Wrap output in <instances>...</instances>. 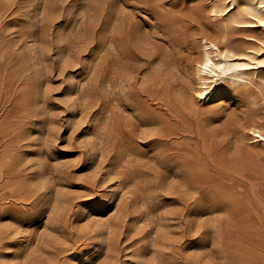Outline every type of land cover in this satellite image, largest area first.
<instances>
[{"label":"rangeland","instance_id":"1","mask_svg":"<svg viewBox=\"0 0 264 264\" xmlns=\"http://www.w3.org/2000/svg\"><path fill=\"white\" fill-rule=\"evenodd\" d=\"M2 1L0 37L7 43L17 42L27 17L12 0ZM115 1L130 18V29L139 25L163 53L166 64L161 67L159 83L139 82L148 70L144 64L117 95L106 85L108 59L100 45L104 17L92 40H70L78 57L76 65L60 66L56 47L51 45L41 85L35 66L21 70L0 59V224L4 229L0 264H16L15 256L41 229L45 210L56 194L64 206L56 231L49 230L45 237L43 259L27 260L26 264H69L82 258L97 236L90 229L79 230L78 213H99L104 197L121 187L125 189V216L111 264H148L150 258H157L156 264H224L223 245L214 239L218 227L224 225L219 197H206L204 190L194 193L185 186L168 192L164 188L163 177L167 183H175L170 177L177 160L173 154L185 156L187 144L201 143L200 131L209 144L203 157L213 183L222 186L226 167L236 162L242 176L233 174L240 178L231 180L233 187L264 205V150L257 147L259 155L248 160L238 154L245 147L246 117L254 116L264 127L260 102L222 97L218 110L217 104L198 106L195 113L186 114L172 99L170 72L186 69V64L199 57L198 35L215 34L212 24L217 21L208 17V0ZM78 2L61 4L64 13ZM54 22L53 32L62 18ZM226 32L234 47L244 45L249 33L234 24H228ZM50 36L54 41L56 34ZM128 39L132 63L148 61L132 48L130 36ZM95 62H103V66ZM75 78L85 82V91L73 92L70 83ZM188 79L193 83L191 75ZM24 89L29 91V102L26 109H20ZM107 110H116L121 119L117 128L105 127L103 140L94 149V125ZM158 116L177 127L176 138L162 136ZM140 122L145 124L140 126ZM140 129H147L145 137L137 134ZM126 154L130 155L123 161ZM38 171L42 181L37 179ZM142 201L147 207L141 206ZM203 206L215 211L200 215ZM213 219L220 221L217 229L210 225Z\"/></svg>","mask_w":264,"mask_h":264},{"label":"bare ground","instance_id":"2","mask_svg":"<svg viewBox=\"0 0 264 264\" xmlns=\"http://www.w3.org/2000/svg\"><path fill=\"white\" fill-rule=\"evenodd\" d=\"M12 1L18 9L24 10L27 20L23 25L22 36L17 42L7 43L0 37V59L6 60L9 67L16 66L21 70L35 66L40 85L43 70L49 62L51 45L56 47L57 63L60 66L76 65L78 57L70 40H92L96 26L103 17L100 45L108 59L105 63L108 68L106 85L117 95L124 91L123 84L136 78L144 64L148 70L141 74L139 82L151 85L159 83L161 67L166 64L163 53L158 49L153 37L139 25L135 24L130 29V18L115 0H111L110 6L106 5L110 0H79L77 4L67 8L65 13L61 4L67 0ZM4 4L5 2L0 0V9ZM207 13L210 19L217 21L212 24L215 34L203 31L204 33L198 35L199 57L186 64V69L175 68L176 70L170 72L174 82L173 101L182 112L192 114L198 106L210 107L217 104V110L220 109L222 105L219 100L222 97L255 98L261 104L264 118V0H208ZM59 17L62 22L53 32L54 21ZM228 24H234L249 32L244 37V45L234 47L227 40ZM130 31L131 34H128ZM50 34H56L54 41L50 40ZM128 36L131 37L132 48L138 54L148 57V61L132 63L129 56L131 51L127 46ZM102 63L95 62L94 65L102 67ZM190 75L193 77V83L188 79ZM70 87L74 93L85 91V82L75 78ZM124 96L127 99L125 92ZM28 102L29 91L24 89L19 97L20 109H26ZM41 110L38 109V112H43ZM120 119L116 110L106 111L105 116L94 125L96 135L91 142L94 149L102 142L105 127L109 125L113 129L117 128ZM122 119L127 120L125 117ZM258 120L254 116L246 117L245 147L238 150V154L246 160L259 155L257 147L264 150V127H261L262 124ZM156 121L160 125L162 136L176 138L179 134L177 127L169 124L164 116L156 117ZM143 124L145 123L140 122V126ZM137 134L139 137H145L147 129H140ZM199 136L201 143L194 146L187 144L184 147L187 151L185 156L173 154L177 160L173 161L170 177L175 183H167V178L163 177L165 190L168 192L170 189L185 186L194 193L204 190L206 197L217 195L221 203L219 210L224 214V225L223 229L219 228L217 225L220 221L217 219L211 220L210 225L219 229L214 239L223 245L224 264H264V205H259L258 200L233 187L231 180H240L233 174L242 176L241 166L236 162L226 167V181L222 186L213 183L207 160L203 157V152L208 150L209 144L205 140V132L200 131ZM175 148L179 149L178 146ZM129 155L126 154L122 160L126 161ZM113 172L116 173L115 170ZM37 179L43 180L40 171ZM141 206L147 207L144 201ZM63 209L59 196L54 195L45 210L41 229L38 228L33 239L15 256L16 264H26L27 260L31 259H43L44 246L47 243L45 237L48 236L49 230L56 231L55 226ZM204 211L213 213L215 210L210 211L209 207L203 206L198 214L202 215ZM124 213L123 187L116 188L104 197L99 213L80 211L75 220L79 224V230L94 231L97 240L82 258L72 259L69 264H111L112 252L115 250L114 242L123 224ZM198 223L199 221H196V224ZM3 230L0 224V234ZM142 257L143 260H148L146 255ZM156 262L157 258H150L148 264Z\"/></svg>","mask_w":264,"mask_h":264}]
</instances>
